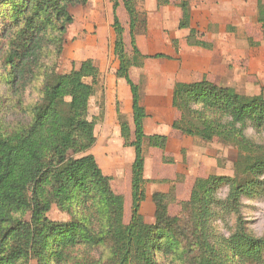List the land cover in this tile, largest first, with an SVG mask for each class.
<instances>
[{
    "label": "trees",
    "instance_id": "1",
    "mask_svg": "<svg viewBox=\"0 0 264 264\" xmlns=\"http://www.w3.org/2000/svg\"><path fill=\"white\" fill-rule=\"evenodd\" d=\"M130 18L129 61L124 29L117 15L120 2ZM89 0H0V264H264V241L244 226L240 199L264 196V144L248 131L264 133V96H246L206 78L177 83L172 107L181 115L173 129L204 142L219 139L238 151L233 178L210 176L195 182L180 217L169 215L171 198L155 192V224L141 214L146 199L144 143L165 151L168 138L147 137L140 87L130 75L149 58L136 42L139 13L133 0H113L118 79L132 94L134 140L118 104L121 134L134 148L132 215L124 222L125 201L116 194L111 177L91 154L97 139L90 103L100 85L101 72L93 60L70 74L59 72L68 29L74 23L70 9ZM159 6L169 0H158ZM180 30L190 28L189 4L180 5ZM257 21L264 37V2L258 0ZM187 44L211 48L196 40L191 30ZM157 58H165L163 55ZM2 88L5 90L3 91ZM14 111L17 127L5 120ZM229 186L226 208L236 209L237 228L229 238L212 231L217 198ZM53 207L66 221L49 217ZM105 250L100 258L94 252Z\"/></svg>",
    "mask_w": 264,
    "mask_h": 264
},
{
    "label": "rangeland",
    "instance_id": "2",
    "mask_svg": "<svg viewBox=\"0 0 264 264\" xmlns=\"http://www.w3.org/2000/svg\"><path fill=\"white\" fill-rule=\"evenodd\" d=\"M133 1L139 13L137 46L149 58L142 68L132 67L130 75L140 87L142 104L150 105V114L155 115L159 111L163 114L162 120L166 121L173 115L165 108H173L175 85L203 78L218 86L232 88L242 95L264 96V37L257 21L258 0H169L165 6H159L158 0ZM184 2L189 4L191 23L190 28L180 30L183 17L180 5ZM70 12L74 16V23L68 29L59 72L70 74L74 69H79L84 61L92 58L105 61L109 74L116 71L119 61L115 55L113 0H89L87 5L71 8ZM117 15L124 29L127 58L132 61L134 52L130 18L122 1ZM192 29L197 31L196 40L204 41L212 47L205 49L188 45L187 38ZM158 55L165 58H157ZM99 84L90 103L89 117L95 119L97 139L91 154L104 174L111 177L116 194L124 197V222L129 224L132 215L130 177L135 151L125 144L117 109L120 100L124 106H130L128 99L131 90L128 86L129 94L127 91V94L120 95L119 89L106 85L102 76ZM149 93L152 94L151 100ZM158 104L161 106L158 107ZM17 112L4 114L6 122L12 127H17L22 120ZM176 116L181 117L179 113ZM151 119L152 123L156 122L152 115ZM248 135L256 143L264 144V133L249 130ZM132 137L131 141L134 135ZM183 138L185 144L183 141L181 147L173 145L171 154L160 153L156 156L151 153L152 147L148 145L149 148H146V199L142 203L141 214L149 225L155 224L153 193L168 192L171 198L169 215L180 217L183 214L182 204L189 201L197 179L210 176L234 177L238 151L233 146L225 145L219 139L207 143L198 138ZM176 159L179 165L175 164ZM228 194L227 185L217 194L223 208L214 209L212 231L216 238H229L237 228L239 216L236 209L226 208L225 205ZM240 214L248 231L256 239L264 241V196L242 197ZM49 217L55 221L69 219L57 207H53ZM104 252L99 250L94 255L100 258L105 256Z\"/></svg>",
    "mask_w": 264,
    "mask_h": 264
},
{
    "label": "crops",
    "instance_id": "3",
    "mask_svg": "<svg viewBox=\"0 0 264 264\" xmlns=\"http://www.w3.org/2000/svg\"><path fill=\"white\" fill-rule=\"evenodd\" d=\"M180 17H181V14L179 13ZM161 38V37H160ZM92 60L96 63V65L99 67L100 69V72H101V76L106 80V85L110 86L111 87H117L119 89V94L121 95L122 93L123 94H127V91H128V94H129V90H128V85L126 83L125 80L123 79H118L117 76H116V72H117V67H116V71H113V73H110L107 70V67H106V64H105V61H99L98 58H92ZM117 92V90H116ZM160 93V92H159ZM150 98L149 100L152 99V94H150ZM129 99H128V102L130 104V106H124L123 105V101L120 100V104H121V111L124 115H126L127 119L130 121V129H131V133H132V136L134 135V130H135V126H134V122L133 124L132 123V119H133V110H132V95L129 94ZM122 101V102H121ZM144 102V101H143ZM143 105L145 106L146 108V112H147V119L145 120L144 122V130H145V134L147 137H151V136H155V135H160V136H166L168 138V144H167V147H166V150L165 151H161L159 149H155V148H152L150 149L151 150V153L153 152L156 156L160 155V153H164L165 155L167 154H171V148H173V145L175 144H178V146H182L180 144H185V138L184 135L182 133H180L179 131H176L173 129V123L174 121L178 118V116H176V114L178 113L176 110H174V108H165L167 111H171L172 112V116H170L166 121L162 120L163 118V114H161L159 111L156 112L157 114L153 115V114H150V108L148 104H145L143 103ZM170 105H171V100H170ZM161 105L158 104V107H160ZM126 109V110H125ZM170 114V113H169ZM151 115L154 117V120L156 122H153L152 123V119H151ZM133 138V137H132ZM184 141V142H183ZM183 142V143H182ZM146 143V144H145ZM145 143H144V155H146V153L148 152V149L146 150V148L148 147L149 148V143H148V140L146 139L145 140ZM147 145V146H146ZM130 153V155L132 156V152L131 150L129 149L128 151ZM147 158H146V164H145V178L147 179L146 175H147ZM175 164L179 165L180 163L177 161V159L175 160ZM179 173V172H178ZM107 176H109V174H105ZM131 179H132V175L130 177V182H131ZM165 193H167L166 191H164Z\"/></svg>",
    "mask_w": 264,
    "mask_h": 264
}]
</instances>
